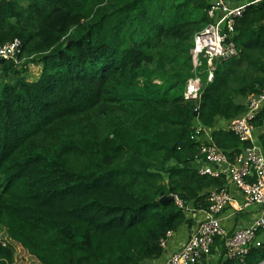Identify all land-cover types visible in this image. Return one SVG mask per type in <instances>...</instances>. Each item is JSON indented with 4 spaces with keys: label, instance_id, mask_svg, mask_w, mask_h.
I'll list each match as a JSON object with an SVG mask.
<instances>
[{
    "label": "trees",
    "instance_id": "trees-1",
    "mask_svg": "<svg viewBox=\"0 0 264 264\" xmlns=\"http://www.w3.org/2000/svg\"><path fill=\"white\" fill-rule=\"evenodd\" d=\"M242 3L252 0H228ZM205 0H0V47L21 41L0 75V264L14 243L39 264H144L161 240L192 225L224 179L200 175L195 126L242 115L264 88V0L237 20L238 55L200 73L186 100L195 34L212 22ZM31 65L40 66L30 80ZM197 111V114H195ZM256 126L264 150V122ZM263 119V115H262ZM233 158L247 144L212 134ZM211 247L215 264H264V235L243 261ZM206 264H213V260Z\"/></svg>",
    "mask_w": 264,
    "mask_h": 264
},
{
    "label": "built area",
    "instance_id": "built-area-1",
    "mask_svg": "<svg viewBox=\"0 0 264 264\" xmlns=\"http://www.w3.org/2000/svg\"><path fill=\"white\" fill-rule=\"evenodd\" d=\"M205 1L209 3L207 13L212 22L194 36V45L190 51L194 75L187 81L184 93L186 100L198 99L202 87L201 72H205L207 80L212 82L217 62L238 55L233 41L237 20L251 4L262 0L242 3ZM21 50L22 44L18 39L6 43L0 47V59L18 63ZM260 115L264 122V88L246 98V110L242 115L227 122L221 121L214 128L200 123L195 126L191 139L199 143L200 154L195 160V168L200 175L224 179L226 184L207 192V207L204 209L186 205L175 196L178 207L192 220L193 230L181 246L171 253H167L166 249L173 232L168 233L167 238L160 243L165 250L163 256L144 264H206L203 259L211 260V247L218 236L224 241L226 258L243 261L251 243L258 238V233L264 235V152L257 144L258 126L255 124ZM218 129L232 132L241 143L247 144L233 160L213 140L212 134ZM252 205H257L262 214L251 224L237 226L233 230L223 225L227 210L228 216L232 217Z\"/></svg>",
    "mask_w": 264,
    "mask_h": 264
},
{
    "label": "crops",
    "instance_id": "crops-1",
    "mask_svg": "<svg viewBox=\"0 0 264 264\" xmlns=\"http://www.w3.org/2000/svg\"><path fill=\"white\" fill-rule=\"evenodd\" d=\"M260 131H263L262 127H259L256 132L257 144H259L258 134ZM261 214H262L261 210L257 205H252L251 207L245 209L244 211L237 212L236 215H233L232 217L228 216L229 210H227L226 212L227 217L225 220H223V225L226 226L228 230L236 229L237 226L245 227L251 224V222ZM192 230H193V223L190 226L184 225L176 232H173L172 236L168 240L167 249H166L167 253L176 251L181 246V244L189 237ZM213 258L214 256L211 258V261Z\"/></svg>",
    "mask_w": 264,
    "mask_h": 264
},
{
    "label": "rangeland",
    "instance_id": "rangeland-1",
    "mask_svg": "<svg viewBox=\"0 0 264 264\" xmlns=\"http://www.w3.org/2000/svg\"><path fill=\"white\" fill-rule=\"evenodd\" d=\"M205 65V63H204ZM31 74L29 75L30 80H35L38 77L40 66L31 65ZM0 239L4 242H9V239L6 235L5 229L2 228L0 231ZM15 247V261L13 264H39V262L32 256H30L19 244L14 243ZM213 264L217 261V257H214Z\"/></svg>",
    "mask_w": 264,
    "mask_h": 264
},
{
    "label": "water",
    "instance_id": "water-1",
    "mask_svg": "<svg viewBox=\"0 0 264 264\" xmlns=\"http://www.w3.org/2000/svg\"><path fill=\"white\" fill-rule=\"evenodd\" d=\"M5 62V60L0 59V65H2ZM195 114H197V111H195ZM167 199V200H171L173 201L175 199V197L173 195L167 196V197H163L162 200Z\"/></svg>",
    "mask_w": 264,
    "mask_h": 264
}]
</instances>
